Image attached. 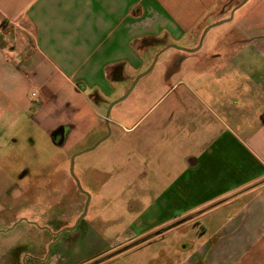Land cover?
Instances as JSON below:
<instances>
[{"label":"crops","instance_id":"0c3cea01","mask_svg":"<svg viewBox=\"0 0 264 264\" xmlns=\"http://www.w3.org/2000/svg\"><path fill=\"white\" fill-rule=\"evenodd\" d=\"M242 1L0 0V142L28 125L64 128L63 141L75 144L100 140L106 120L97 104L106 107L124 83L126 92L161 48H197L203 30ZM239 9L195 53L162 52L159 83L143 93L159 86L175 95L167 127L178 115L179 133L197 114L188 95L215 121L167 186L197 196L196 220L209 216L210 237L182 264H264V13ZM252 18L257 25L245 26ZM150 38L158 50L139 47Z\"/></svg>","mask_w":264,"mask_h":264},{"label":"rangeland","instance_id":"374dc122","mask_svg":"<svg viewBox=\"0 0 264 264\" xmlns=\"http://www.w3.org/2000/svg\"><path fill=\"white\" fill-rule=\"evenodd\" d=\"M239 10L264 13V0H249ZM258 21L252 18L245 26L251 28ZM208 42L209 37L202 46ZM161 61L111 108L110 124L101 130H105L103 142H93L94 136L75 144L66 136L56 146L51 140L55 130L37 125L14 133L10 142H0V230L19 218L40 224L52 220L55 231L76 225L54 248L50 264H182L208 240L209 216L196 220L198 212L189 211L197 196H178L167 186L184 167L185 154L197 153L195 143L215 121L210 107L203 108L194 96L185 95L197 113L187 115L196 132L187 125L179 133L178 115L167 127L166 107L175 95H166L167 90L158 86L143 96L149 85L159 83ZM126 85L105 100L106 107L97 104V108L106 115L109 106L125 95ZM184 92L182 86L177 89ZM166 142L173 144L171 156ZM96 144L71 165L73 156ZM18 231L0 233V264H7L6 252Z\"/></svg>","mask_w":264,"mask_h":264},{"label":"flooded vegetation","instance_id":"af4514ba","mask_svg":"<svg viewBox=\"0 0 264 264\" xmlns=\"http://www.w3.org/2000/svg\"><path fill=\"white\" fill-rule=\"evenodd\" d=\"M108 123L107 121L105 125L107 126ZM52 143L56 146L63 143L60 132L52 137ZM40 222L36 219L19 218L13 221L11 226L6 227L3 231L0 230V233L5 235L13 232L16 228L19 229L15 237L17 239L6 252L7 264H50L54 248L67 232L74 231L76 228L75 225L71 228H60L55 231L54 229L57 227L52 220H48L44 224H40Z\"/></svg>","mask_w":264,"mask_h":264},{"label":"water","instance_id":"95a60500","mask_svg":"<svg viewBox=\"0 0 264 264\" xmlns=\"http://www.w3.org/2000/svg\"><path fill=\"white\" fill-rule=\"evenodd\" d=\"M247 1H248V0H243L239 5H237L235 8H233V10H232L231 13H230V17H229L228 20L220 21V22H218V23H216V24H214V25H212V26H209V27H207L206 29H204L203 32H202V34H201V36H200L198 46H197V48H195L194 50H186V49L175 48L174 46H167V47H165L163 50H161L160 52H158V53L155 55V57H154V59H153L151 65L149 66V68H148L145 72H143L142 74L138 75V76L134 79V81L132 82L130 88L127 90V92L125 93V95H124L123 97H121L120 99H118L116 102H114L112 105L109 106L108 112H107L106 115H105L106 123H107V121H108V115H109V111L111 110V108H112L113 106H115L116 104H118V103L124 101V100L130 95V93L133 91V89L135 88V86H136V84L138 83V81H139L140 79H142L143 77H145L146 75H148V74L152 71V69H153V67H154V65H155V63H156V61H157L158 56H159L162 52L166 51L167 49H176V50L182 51V52H184V53H189V54L195 53V52L198 51V49L201 47V45H202V41H203V39H204L206 33H207L211 28L216 27V26H219V25H221V24H223V23H225V22L231 20V18H232V16H233V13H234L238 8H240L241 6H243ZM65 131H66V130H65L64 128H59L58 130H56V131L53 133V136L60 132V133H61V139H63L64 134H65ZM53 136H52V137H53ZM98 144H99V143H98ZM98 144H96V145H95L93 148H91V149L85 150V151H83L82 153L73 156L72 159H71V165L73 164V161H74L75 157H77V156H79V155H82V154H84V153L90 152L91 150H93L94 148H96ZM70 176H72V166H71V170H70ZM77 186H78V184H77ZM78 187H79V186H78Z\"/></svg>","mask_w":264,"mask_h":264},{"label":"trees","instance_id":"16d2710c","mask_svg":"<svg viewBox=\"0 0 264 264\" xmlns=\"http://www.w3.org/2000/svg\"><path fill=\"white\" fill-rule=\"evenodd\" d=\"M160 41L159 40H156V39H153V38H150V39H144V40H141L139 42V47H146V46H156V45H160Z\"/></svg>","mask_w":264,"mask_h":264}]
</instances>
